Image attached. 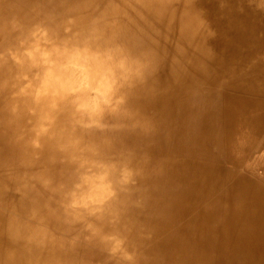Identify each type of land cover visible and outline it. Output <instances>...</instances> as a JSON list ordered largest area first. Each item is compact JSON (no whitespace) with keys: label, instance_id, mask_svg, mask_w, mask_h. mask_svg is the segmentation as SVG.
Here are the masks:
<instances>
[{"label":"bare ground","instance_id":"6f19581e","mask_svg":"<svg viewBox=\"0 0 264 264\" xmlns=\"http://www.w3.org/2000/svg\"><path fill=\"white\" fill-rule=\"evenodd\" d=\"M0 264H264V0H0Z\"/></svg>","mask_w":264,"mask_h":264}]
</instances>
